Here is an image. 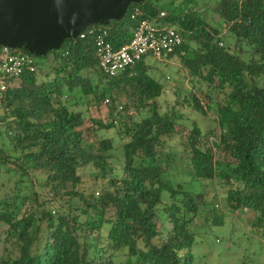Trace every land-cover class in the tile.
<instances>
[{
    "label": "trees",
    "instance_id": "16d2710c",
    "mask_svg": "<svg viewBox=\"0 0 264 264\" xmlns=\"http://www.w3.org/2000/svg\"><path fill=\"white\" fill-rule=\"evenodd\" d=\"M162 1L133 4L122 21L67 40L43 57L45 67L2 92L0 123L10 149L0 146V194L10 189L13 195L0 197V223L7 227L0 264H194L196 221L223 226L227 213L206 193L176 182L177 170L194 181L221 180L230 210L259 212L257 222L264 221V0H240L233 8L223 0L219 23L194 8L178 11V0ZM137 9L142 16L133 19ZM162 11V22L183 38L169 57L179 59L191 85L183 104L211 122L206 130L193 121L184 135L183 117L161 111L158 99L168 84L153 77L144 60L115 77L99 68L89 31H108L118 49L141 19L156 20ZM89 96L97 104L109 100L111 122L85 128L77 107ZM101 129L117 130V138L99 136ZM177 137L187 167L179 152L167 150ZM87 168L101 178L100 193L80 190ZM159 217L170 224L165 232Z\"/></svg>",
    "mask_w": 264,
    "mask_h": 264
},
{
    "label": "rangeland",
    "instance_id": "374dc122",
    "mask_svg": "<svg viewBox=\"0 0 264 264\" xmlns=\"http://www.w3.org/2000/svg\"><path fill=\"white\" fill-rule=\"evenodd\" d=\"M151 1V0H150ZM173 0H163V3H168ZM223 0H192L190 3H182V0H178V11L186 10L187 8H194V11L203 15V17L210 22L219 23L218 8L220 2ZM229 8H233L239 5L240 0H225ZM171 8V7H169ZM50 59L53 60V57ZM37 63L41 67H45L46 59L43 57H36ZM144 62L148 68V72L155 77L164 86H167L166 78L170 77L171 81L168 82L170 88L169 93H164L158 102L162 112L177 111L183 118L179 120L178 128L184 133L188 134L192 129L193 121H197L203 130L210 127V121L195 113L191 108L184 105V100L188 90L191 89V85L186 79L183 69L178 58H173L170 63L161 62L154 57H146ZM41 80H44L42 74ZM3 93L0 91V118L4 116ZM71 102L76 101L74 96L68 98ZM84 100V99H83ZM81 98V101H83ZM86 104H81L77 108L84 112L86 118V129L90 130L93 126V121H102L105 123L111 122L110 108L106 103L95 102L93 96H89L85 99ZM136 114L134 110H131L130 115ZM134 116V115H133ZM215 126V125H213ZM6 126L0 123V146L6 150L10 149V143L5 133ZM88 137L93 139V135L89 131L86 132ZM99 136L116 139L117 130H105L101 129L98 133ZM121 141V140H120ZM119 145V142L116 141ZM169 152H179L180 164L187 167L189 164V158L182 156V147L180 146L179 137L170 141L167 147ZM123 161L124 151L121 146L116 150ZM219 159L222 161H229L230 158H226L219 154ZM122 161L114 163L113 166L116 169H120ZM180 171L173 172V177L176 182L184 184L185 188L195 193L204 192L207 195L208 201H214L218 204V207L226 212L225 224L223 226H208L203 220L196 221V227L193 231L196 236V242L191 249V254L194 258V264H264V221L257 222L260 213H254L251 211H238L233 212L227 205L226 193L228 188L225 187L221 180L217 179L216 184L208 181H194L187 174L179 173ZM83 175V182L80 186V190L86 194L100 193V188L103 182L97 178L98 173L92 169L87 168L81 170ZM6 177V176H5ZM7 178V177H6ZM17 176L12 180V185H15ZM39 190L44 197L48 198L49 193L47 190ZM25 193H28L26 191ZM12 196L13 192L6 190L2 191L0 197L3 195ZM165 193V198H167ZM164 198V200H165ZM53 209L55 205H51ZM163 219L159 217L158 226L159 229L165 232L170 228V224H163ZM7 227L0 223V244L4 246L5 230ZM166 229V230H165ZM16 254V253H15Z\"/></svg>",
    "mask_w": 264,
    "mask_h": 264
},
{
    "label": "water",
    "instance_id": "95a60500",
    "mask_svg": "<svg viewBox=\"0 0 264 264\" xmlns=\"http://www.w3.org/2000/svg\"><path fill=\"white\" fill-rule=\"evenodd\" d=\"M146 0H0V46L45 57L94 26L122 21Z\"/></svg>",
    "mask_w": 264,
    "mask_h": 264
},
{
    "label": "built area",
    "instance_id": "2783aa9c",
    "mask_svg": "<svg viewBox=\"0 0 264 264\" xmlns=\"http://www.w3.org/2000/svg\"><path fill=\"white\" fill-rule=\"evenodd\" d=\"M140 16L142 12L137 9L132 18L137 19ZM166 17L167 13L162 11L156 20L141 19L130 42L118 49L109 40L108 31L96 32V29L89 31L88 34L95 37L96 57L102 73L109 77L118 76L150 56L161 62L170 63V55L183 45V38L176 27L162 22ZM86 31L79 38H86ZM37 67L38 63L34 56L0 46V91L6 92L16 87L23 75L35 73ZM166 81L169 84L171 78L167 77ZM166 92H170L169 87L166 88ZM104 103L108 105L109 100Z\"/></svg>",
    "mask_w": 264,
    "mask_h": 264
},
{
    "label": "crops",
    "instance_id": "0c3cea01",
    "mask_svg": "<svg viewBox=\"0 0 264 264\" xmlns=\"http://www.w3.org/2000/svg\"><path fill=\"white\" fill-rule=\"evenodd\" d=\"M2 125H5L4 123H1Z\"/></svg>",
    "mask_w": 264,
    "mask_h": 264
}]
</instances>
